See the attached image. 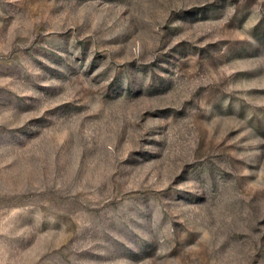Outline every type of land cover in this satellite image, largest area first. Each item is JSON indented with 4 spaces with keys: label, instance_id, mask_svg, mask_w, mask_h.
<instances>
[{
    "label": "rangeland",
    "instance_id": "374dc122",
    "mask_svg": "<svg viewBox=\"0 0 264 264\" xmlns=\"http://www.w3.org/2000/svg\"><path fill=\"white\" fill-rule=\"evenodd\" d=\"M0 264H264V0H0Z\"/></svg>",
    "mask_w": 264,
    "mask_h": 264
}]
</instances>
